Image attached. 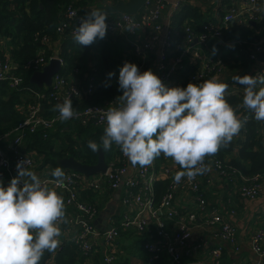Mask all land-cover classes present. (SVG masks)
<instances>
[{
	"label": "built area",
	"instance_id": "built-area-1",
	"mask_svg": "<svg viewBox=\"0 0 264 264\" xmlns=\"http://www.w3.org/2000/svg\"><path fill=\"white\" fill-rule=\"evenodd\" d=\"M181 2L184 0H175L169 5L165 0H143L137 15L122 12L115 17L107 18L105 37L97 38L95 41L104 43L118 39L123 42L126 46L121 54L120 67L125 61L135 63L141 72L150 66L149 69L165 86H173L175 83L173 81H176L175 73L186 63L192 70L184 80L179 81L184 86L188 82L200 83L213 75L221 77L225 64L217 55L208 56L207 52L213 50L208 48L207 40L211 37L219 38V28L229 23L248 24L256 19V15L252 13L257 0H242L239 5L230 2V7L222 16L214 13L211 17L214 22L203 24L202 32L196 35L189 26H183V35L175 42L169 19L179 9ZM87 13L71 4L64 6L61 19L54 27V36L66 35L73 38L75 28ZM164 16L167 19L165 24ZM32 39L37 43V48L30 58L21 63L20 68L34 72L47 64L50 58H56L61 69L59 52L45 57L52 36L36 32ZM219 42L221 45L224 44L223 41ZM228 43L239 44L237 41L226 42ZM263 50L264 37L254 43L248 52L247 56L251 62L250 75L257 77L264 75V60L257 61L253 55V52ZM152 53H156L154 61L151 60ZM17 68L18 65L12 60L11 55L0 48V82H4L9 90L26 89L23 101L14 106V109L22 114V118L10 130L0 133V179L8 182L16 175L17 161L27 159L30 168L35 163L40 165V157L33 152L23 151L22 144L26 135L41 131V135L46 138L63 122L105 128L104 114L108 107L117 105L119 96H113L99 104L90 103L76 107L82 99L95 91V76L91 73L94 72L93 67L84 69L72 66L68 72L58 71L52 75L49 86H42L39 90L22 87V77ZM227 85L226 93H235L241 97L240 105L237 107L243 115L240 117L254 118V113L241 107L244 91L239 90L236 84L228 82ZM68 96L71 97L73 109L77 113L75 117L61 121L58 112L53 109L49 115H45L47 110L43 108V100L55 105L62 103ZM59 129L62 131L63 128ZM2 143H6L5 148L2 147ZM125 157L116 146L109 159L104 161L103 172L85 176L79 172L63 170L66 179L64 187L61 188L55 187L54 179L50 175L52 170L40 177L63 197L67 211L65 214L68 215L67 223L61 224H64L66 229L76 228L67 240L75 246L78 256L87 257L93 253L95 247H99L101 264H116L117 254L120 252L119 234L128 231L143 240L140 247L143 255L136 257L129 264H154L161 258L166 264H222L221 256L227 248H231L233 252L238 251L239 248L235 244L236 228L229 219L235 211L229 209L226 214H222L214 203L205 199L201 183L203 180L208 182L209 174L214 173L225 184L227 181H235L236 184L238 182L236 192L240 198L254 200L264 186V172L245 175L236 165L222 158L210 156L205 159V163L210 165L208 172L198 175L192 181L184 178L177 183L174 176L180 168L171 158L163 156L158 164L154 160L147 167L137 165L128 174ZM158 180H163L164 185L160 193L155 195L153 184ZM118 188H122L121 204L132 211L122 213L118 218L106 219L102 229H98L92 222L101 204L93 202L94 198L90 199L89 196ZM177 194H190L192 206L178 208L174 201ZM196 227H204L205 232L199 238L193 239L192 231ZM263 239L262 229L251 231L248 247L257 259L246 260L241 264H264V248L261 246ZM41 264L55 263L48 256Z\"/></svg>",
	"mask_w": 264,
	"mask_h": 264
},
{
	"label": "clouds",
	"instance_id": "clouds-1",
	"mask_svg": "<svg viewBox=\"0 0 264 264\" xmlns=\"http://www.w3.org/2000/svg\"><path fill=\"white\" fill-rule=\"evenodd\" d=\"M107 14L91 8L73 32L83 46L103 39ZM114 74L108 73L109 81ZM244 86L242 105L264 121V76L250 74L233 78ZM122 94L116 106L105 112V128L99 144L89 140L93 151L110 150L115 144L133 165L150 166L163 155L180 168L174 176L179 183L192 181L210 170L206 157L227 147L247 122L225 98L228 88L219 76L186 86H165L151 70L141 72L135 63L125 61L119 68ZM74 91V90H73ZM78 95V93H77ZM61 121L77 115L71 97L53 106ZM55 187H64L61 167L50 172ZM67 223L63 197L30 168L27 159L16 163V175L5 185L0 179V264H41L45 253L61 247L59 225Z\"/></svg>",
	"mask_w": 264,
	"mask_h": 264
},
{
	"label": "trees",
	"instance_id": "trees-1",
	"mask_svg": "<svg viewBox=\"0 0 264 264\" xmlns=\"http://www.w3.org/2000/svg\"><path fill=\"white\" fill-rule=\"evenodd\" d=\"M87 0H0V36L11 35L13 32L22 35V42L17 49L11 52L12 60L18 65L17 72L22 77V87H31L39 90L37 87L29 83L28 78L32 70H23L20 68L21 63L30 58L37 43L33 41L32 35L36 32L39 34L54 35V27L61 19V12L64 6L71 4L73 7L82 10V6ZM231 0H221V6L214 10L220 17L230 7ZM82 7V8H81ZM210 9V7L208 8ZM211 17V16H210ZM208 13L203 12L198 6L189 3L187 0L181 2L179 9L170 17L169 26L172 29V36L175 42H178L183 35V26H189L196 35L202 32V25L208 22H214ZM253 22V24H250ZM248 24L232 22L224 27L219 28V38L211 37L207 40V46L213 52H207L208 56L221 58L225 66L237 68L236 75L245 74L249 71L248 52L251 46L264 37V16L256 15V19ZM65 46L76 49L80 47L73 38L66 37ZM219 41H223L221 45ZM237 41L239 44H226V42ZM94 47L101 51L100 63L94 66L95 91L92 95L82 99L76 107H82L90 103H102L106 99L113 96L121 95L122 92L118 85V75L120 68L121 54L125 50V44L118 39L115 41L98 43L94 41ZM49 52L45 53L48 57ZM59 57L62 65L60 73L68 72L72 66H78V56L74 51L68 52L63 46H60ZM251 63V62H250ZM80 67V66H79ZM192 67L186 63L180 67L175 73V77L185 78ZM114 75L109 81L108 73ZM264 76V75H263ZM182 80V79H181ZM82 81V79H81ZM228 81V80H227ZM229 83L236 84V81L229 80ZM227 82V83H228ZM178 86L184 87L183 83ZM26 89L9 90L4 82H0V133L7 132L22 118V114L14 109V106L23 101V94ZM225 98L234 107H238L241 97L235 93H225ZM43 108L47 110L45 115H49L53 109V104L47 100L42 101ZM237 114H240L239 109ZM260 127H264V121H257L249 116L237 138L231 141L227 147H223L214 155L223 158V155L229 153L233 149L236 151L238 161L230 160V164L236 165L240 171L245 174L255 172H264V145L261 143L258 135ZM59 128H63L59 131ZM59 128L44 138L41 131L26 135L22 148L25 152H33L40 157V167L46 164L51 169L57 166L55 160L62 157L71 156L79 162L87 165L94 164L96 161V151L93 152L88 146L89 140H94L99 144L100 137L103 134L104 127H94L90 125L80 126L77 124H69L63 122L59 124ZM115 145L110 150L101 151L104 161L111 156ZM118 147V146H117ZM119 150H117V153ZM163 155L155 159L158 164L162 160ZM164 185L163 180L155 181L153 184L155 195L160 193ZM142 239L136 241L131 248H135L136 254L142 256L141 243ZM120 247V246H119ZM122 248V246H121ZM123 249H125L123 247ZM78 256L75 246L67 241L61 243V247L55 253L53 261L55 264H76L75 257ZM81 257V256H80ZM124 263V261H123ZM154 264H166L161 258ZM223 264V262H222Z\"/></svg>",
	"mask_w": 264,
	"mask_h": 264
},
{
	"label": "crops",
	"instance_id": "crops-1",
	"mask_svg": "<svg viewBox=\"0 0 264 264\" xmlns=\"http://www.w3.org/2000/svg\"><path fill=\"white\" fill-rule=\"evenodd\" d=\"M166 2L172 4L175 0H165ZM189 3L198 6L200 9H202L203 12H207L209 17H213L215 9L219 8L221 6L220 1L221 0H187ZM240 1L242 0H231L233 2L232 4L238 5L240 4ZM257 0V4H258ZM262 5L260 10L256 7L253 12H257L258 15L261 11H264V0H262ZM143 0H124V1H108V0H87L81 8L84 11L90 12L91 8L98 9L104 13L107 14V18L115 17L119 13H129L132 15H137L139 11L141 10ZM261 3V1H260ZM210 7V9H208ZM210 17V18H211ZM167 21L166 16L163 18V23L165 24ZM66 35L64 36H52L49 49L47 52L49 54L57 53L60 51V46H63L68 52L74 51V54L78 56V66L81 68H90L94 66L96 67L101 60L100 54L101 51L99 48L94 47L95 43L93 42L89 46H83L80 45L78 50L71 49L69 46H65L64 40L67 39ZM22 42V35L19 33L13 32L11 35L6 36H0V48L9 54H11L12 51L18 48V46ZM156 59V53L151 54V60L154 61ZM249 63V67H250ZM150 67V66H149ZM149 67L147 69H149ZM228 67L227 64L225 68ZM231 69V67L226 69V72H224V78L230 80V77L234 75V73L230 76H227V72ZM233 70L237 71L238 69L232 68ZM236 73V72H235ZM249 74V71L247 72ZM236 75V74H235ZM241 75H243L241 73ZM235 81V80H234ZM239 90L244 91V86L240 85L237 82L236 85ZM259 87H264L261 84H257V89ZM258 135L260 137L261 143L264 145V128H261L258 130ZM240 136V135H237ZM236 136V137H237ZM6 144V143H5ZM5 144L2 143V147L5 148ZM32 153V152H28ZM224 161H238V157L236 154V151L233 149L229 153H226L223 155L222 158ZM126 165H127V173L130 174L133 169L136 168L137 165H133L132 162L125 157ZM31 170L34 171L39 177L47 174L49 171L53 170L50 168L48 164H46L44 167H40L38 163H35L34 166L31 167ZM210 180L208 182L202 181L201 188L204 193L205 199L210 202L214 203L218 210L222 214H226L229 209H232L235 211V214L229 218L230 221L234 224L236 228V236H235V244L238 246V251L233 252L231 248H227L222 256L221 261L223 264H241L244 261H253L256 260V255L250 251L248 247V240L249 236L252 230L254 229H262L264 232V186L259 194V196L254 200H246L243 198H240L236 192L237 184L235 181H227L226 184L223 182L221 178H219L214 173L209 174ZM5 185H7L8 181L2 180ZM121 197H122V188H118L114 191H108L104 190V192H101L100 194H97L94 196L93 202H98L101 204L98 214L93 219V224L96 227L98 225V229H101L105 225V221L108 218L114 217L118 218L121 217L122 213H130L132 210L130 208H125L121 204ZM175 204L178 208H184L192 206V197L190 194H177L175 199ZM105 209H109L108 215L103 218L100 217V215L103 213ZM67 211L65 210V213ZM68 215V214H65ZM61 233L62 235L59 237L61 242H67L68 237L73 234V232L76 230V228H70L66 229L64 224L60 225ZM205 232V228L196 227L192 231V238L197 239L199 236ZM130 234V236H128ZM136 237L133 235L130 231L128 232H121L119 234V250L120 252H124L125 250L121 248L123 246L124 248H128L130 251V255L135 252V248H131L132 245L136 244V241L139 240V237H136L135 239H132L130 237ZM124 238H127L129 240L124 241ZM261 246L264 248V239L261 242ZM95 250L93 253L87 257H80L76 256L74 259L77 262L76 264H101V251L99 247H95ZM58 251V250H57ZM119 252V253H120ZM56 253V252H55ZM55 253H47L44 255L42 261L45 257L52 258L54 257ZM119 253L117 254L116 264H126V263H132L136 257L137 254L132 255L130 259H128L126 262L123 263V258L120 257ZM129 255V256H130ZM41 261V263H42ZM264 262V257H263Z\"/></svg>",
	"mask_w": 264,
	"mask_h": 264
},
{
	"label": "water",
	"instance_id": "water-1",
	"mask_svg": "<svg viewBox=\"0 0 264 264\" xmlns=\"http://www.w3.org/2000/svg\"><path fill=\"white\" fill-rule=\"evenodd\" d=\"M250 24H253L251 22ZM253 55L257 61L264 60V50L261 52H253ZM60 71L59 60L56 58H50L40 70L34 71L30 74L28 81L29 83L37 87H48L51 81V77L54 73ZM42 108V106H40ZM97 157L94 164L87 165L79 162L71 156L62 157L55 160L58 167H61L63 170H71L79 172L85 176L97 172H103L105 169L104 158L101 149L96 151ZM109 209H105L100 217L105 218L108 215ZM98 228V225H96ZM108 228V226H106ZM102 229V228H101Z\"/></svg>",
	"mask_w": 264,
	"mask_h": 264
},
{
	"label": "rangeland",
	"instance_id": "rangeland-1",
	"mask_svg": "<svg viewBox=\"0 0 264 264\" xmlns=\"http://www.w3.org/2000/svg\"><path fill=\"white\" fill-rule=\"evenodd\" d=\"M260 1H261V3H260ZM262 2H263L262 0H259V1H258V4H256L255 8L257 7L258 10H260L261 5H262ZM252 14L257 15L258 13H257V12H253ZM260 14H262L261 16H264V11H261ZM227 68H229V67H226L225 70H224V72H226V69H227ZM235 72H237V71L233 70L232 68L227 72V74H228L227 76H230V75H232V74L234 73V75H232V76L230 77V80H232V82L234 81L233 78L236 76V75H235V74H236ZM185 78H186V77H185ZM181 79L184 80L183 77H181L180 79H177V78H176V81H173V82H175V83L173 84V86H177V85L179 84V81H180ZM220 79H221L222 81H227V80H228V79L224 78V73L221 75ZM228 81H229V80H228ZM262 86H263V85H262ZM89 198H90V199L94 198V195H90ZM128 236H130V234H128ZM136 237H137V236H136ZM136 237L133 236V237H130V238L135 239ZM127 240H129V239L124 238V241H127ZM122 249H123V246H122ZM124 250H125L124 252H120V253H119L120 257L123 258L124 262H126L128 259H130V257H131L132 255H135V254H136V251H135L133 254L130 255V251L128 250V248H125ZM129 255H130V256H129ZM126 264H129V263H126Z\"/></svg>",
	"mask_w": 264,
	"mask_h": 264
}]
</instances>
